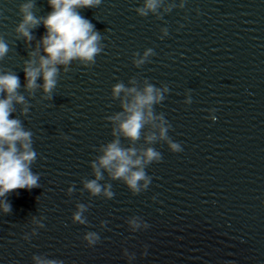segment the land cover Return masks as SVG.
Returning <instances> with one entry per match:
<instances>
[{"label": "water", "instance_id": "water-1", "mask_svg": "<svg viewBox=\"0 0 264 264\" xmlns=\"http://www.w3.org/2000/svg\"><path fill=\"white\" fill-rule=\"evenodd\" d=\"M24 2L0 0V37L9 47L0 72L17 74L18 92L30 105L22 115L24 105L14 102L10 118L32 132L37 158L31 169L40 186L7 195L11 212L0 211V264H35L34 255L62 264H264V0H185L183 8L181 0H165L177 7L161 8L160 19L136 13L144 0H101L79 9L100 32L103 51L90 67L72 61L65 72L58 65L51 100L42 99V88L31 95L24 87V62L38 47L43 55L46 35L40 24L31 42L17 40ZM34 3L37 17L52 11L48 0ZM162 28L168 29L163 39ZM148 48L155 54L137 68L133 53L142 56ZM133 77L140 88L145 79L168 86L154 111L164 115L168 136L182 151L152 145L162 160L145 169L152 180L137 195L101 169L98 183L111 184L114 196H92L84 188L95 179L91 162L102 155L101 145L117 138L107 117L123 111L111 89L118 82L132 87ZM151 131L146 126L134 144L119 138L125 147L146 148ZM78 204L87 208L84 225L72 222ZM89 231L100 237L92 247L83 239Z\"/></svg>", "mask_w": 264, "mask_h": 264}, {"label": "clouds", "instance_id": "clouds-1", "mask_svg": "<svg viewBox=\"0 0 264 264\" xmlns=\"http://www.w3.org/2000/svg\"><path fill=\"white\" fill-rule=\"evenodd\" d=\"M52 11L46 16L37 17L34 14V0H26L19 7L21 21L15 28L17 40L23 38L26 43L33 40L32 30L40 24L46 29V35L41 38L40 46L43 55H39V47L36 51L30 52V59L24 62L25 89L31 94L35 90L42 88V99L51 100L53 92L57 87L60 69L58 65L64 66V71H69L72 61H79L85 66H92L96 62V57L103 51L101 43L102 37L94 25L82 16L79 9L95 8L101 4V0H48ZM185 0H181L178 5L184 7ZM175 4H165V0H144L143 5L135 9L141 17L149 14L155 15L158 19L162 18L163 13L171 12ZM163 8V13L160 9ZM161 39L168 35V29H161ZM9 51L8 44L0 37V60ZM155 53L148 48L141 56L133 53V64L140 68L149 62V57ZM32 59L31 57H37ZM43 80V84L37 83L38 79ZM132 87H126L123 82L116 83L111 89L112 99L120 100L122 112L108 116L107 120L115 125L112 128V136L117 137L111 142L101 145L99 155L96 160L91 162V168L95 179L84 181V188L92 196L103 194L108 199L114 196L111 190L112 185L102 186L98 181L103 179L101 169L108 172L112 180L122 181L133 195H137L148 189L152 178L147 175L145 169L152 163H159L162 155L152 145L157 142L166 143L169 150L173 153L181 152L182 147L179 143L173 142L168 136L171 125L164 118L163 114H156L154 106L160 104L164 99L169 88L167 85L156 87L149 83L147 79L143 81V87L138 86L135 77L129 80ZM21 87L20 79L15 72H0V211L4 214L11 212V204L7 200V195L20 189L31 190L38 188L40 176L34 173L31 165L37 158V153L33 149L32 132L26 130L18 118H10L15 112L14 102L24 105L21 114L26 115L30 105L25 97L18 92ZM121 93L124 96L121 97ZM184 103H192L191 96L188 95ZM215 112V109L210 110ZM211 119L215 121L213 115ZM150 125L153 131L145 135V143L150 145L146 148L138 149L133 146H123L122 137L133 144L141 138L142 131ZM67 138V137H65ZM69 188V194L72 192ZM76 211L72 215V222L84 225L87 223L83 213L87 208L83 204L76 206ZM35 220V217H33ZM133 228L139 229L141 223L137 220L132 221ZM103 226V222H102ZM39 227L43 228L44 224ZM143 227L147 229L149 225L143 222ZM33 231V235H35ZM25 240L30 236L25 234ZM83 239L89 247L94 246L100 239L96 232H87ZM144 255L147 254L143 253ZM125 255L127 250L125 249ZM134 259V255L129 257ZM35 264H62V262L47 259L39 255L32 257Z\"/></svg>", "mask_w": 264, "mask_h": 264}]
</instances>
